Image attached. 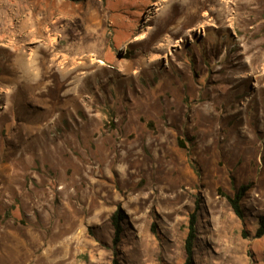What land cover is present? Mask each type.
Instances as JSON below:
<instances>
[{"label": "rangeland", "instance_id": "rangeland-1", "mask_svg": "<svg viewBox=\"0 0 264 264\" xmlns=\"http://www.w3.org/2000/svg\"><path fill=\"white\" fill-rule=\"evenodd\" d=\"M196 203L194 264H264V0H0V264H112L116 211L182 264Z\"/></svg>", "mask_w": 264, "mask_h": 264}, {"label": "trees", "instance_id": "trees-1", "mask_svg": "<svg viewBox=\"0 0 264 264\" xmlns=\"http://www.w3.org/2000/svg\"><path fill=\"white\" fill-rule=\"evenodd\" d=\"M179 144L182 145V142L179 141ZM248 188V185H240L237 187L232 195H225L231 209L233 210L234 214L244 223L245 220V213L242 207V199L245 195V192ZM199 210L198 204L196 203L194 210L190 213L188 219V226H187V235L184 240V251H185V260L182 264H194V243L196 240V223H197V211ZM122 220V216L120 212H114L112 215V224L114 227V236L112 240V250H113V258L112 264H121L118 259L119 249L118 244L121 239L122 227L120 221ZM264 233V224L263 221H260L259 227L256 229L255 236L260 237ZM242 235L245 236L246 233L243 230Z\"/></svg>", "mask_w": 264, "mask_h": 264}, {"label": "bare ground", "instance_id": "bare-ground-1", "mask_svg": "<svg viewBox=\"0 0 264 264\" xmlns=\"http://www.w3.org/2000/svg\"><path fill=\"white\" fill-rule=\"evenodd\" d=\"M31 65V64H30ZM30 65L29 64H26V67H30ZM32 67V66H31ZM26 71H27V68H26Z\"/></svg>", "mask_w": 264, "mask_h": 264}]
</instances>
